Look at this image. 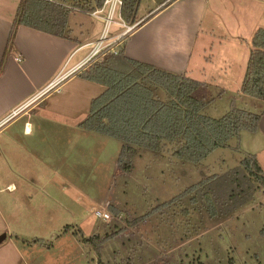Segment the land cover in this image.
<instances>
[{"label":"rangeland","instance_id":"1","mask_svg":"<svg viewBox=\"0 0 264 264\" xmlns=\"http://www.w3.org/2000/svg\"><path fill=\"white\" fill-rule=\"evenodd\" d=\"M150 1L142 0V8ZM0 2L12 9L10 0ZM114 20L119 21L118 14ZM69 29L81 43L97 41L105 35V22L73 12ZM119 31L113 24L109 37ZM217 46L208 51L215 54L213 68L206 67L215 79L194 93L211 101L202 114L220 119L233 102L239 109L261 113L264 101L240 93L243 78L234 79L236 65L228 69V77L221 76L225 64ZM64 82L15 123L22 144L15 165L18 190L0 192V264H264V189L258 188L251 203L226 217L210 218L191 204V197L157 209L204 178L237 167L246 155L241 139H232L200 165L178 161L171 153L139 150L126 173L118 165L122 143L81 127L105 87L79 80L85 87L73 97L74 91L65 95ZM26 121L34 127L32 135L26 133ZM97 211L110 218L98 217ZM82 240L107 241L98 256Z\"/></svg>","mask_w":264,"mask_h":264},{"label":"trees","instance_id":"2","mask_svg":"<svg viewBox=\"0 0 264 264\" xmlns=\"http://www.w3.org/2000/svg\"><path fill=\"white\" fill-rule=\"evenodd\" d=\"M106 0H21L8 38L6 58L15 50L20 27H28L54 37L72 40L69 18L73 12L92 13ZM141 0H123L122 17L127 24L137 21ZM0 66V76L5 60ZM79 76L105 87L91 103L81 127L86 131L116 139L122 143L120 169L129 173L139 150L159 155L171 153L184 163L202 164L214 151L225 149L243 132L259 130L261 113L239 109L233 102L220 119L203 115L211 101L197 99L202 87L197 81L125 56L123 47L107 53L85 67ZM241 93L264 101V29L251 42V53ZM240 147L236 148L239 151ZM258 188L264 189V170L258 158L246 154L240 164L223 175L204 178L157 209L168 208L191 197L210 218L226 217L254 200ZM157 209L141 217L145 221ZM140 221V222H141ZM107 240H84L100 256Z\"/></svg>","mask_w":264,"mask_h":264},{"label":"crops","instance_id":"3","mask_svg":"<svg viewBox=\"0 0 264 264\" xmlns=\"http://www.w3.org/2000/svg\"><path fill=\"white\" fill-rule=\"evenodd\" d=\"M20 2L10 0L13 10H6L5 4L0 2V66L6 58L8 38ZM135 24H138L135 30L127 34L118 47H123L128 58L187 77L192 74L190 79L209 85L215 77L206 67L213 68L216 58L215 54L209 56L208 51L212 53L218 45L221 52L218 57L226 66L221 76L228 77V69L236 65L239 71L234 79L239 81L241 76L243 80L245 77L250 42L259 29H264V0H151L143 8L141 0L137 21L130 25ZM118 29L120 31L113 36L125 31L123 27ZM99 40L81 43L74 38L67 40L28 27L19 28L15 50L7 56L0 76V180L7 181V184L3 182L4 186L0 184V192L13 194L18 190L15 178L19 173L15 165L22 144L16 135L19 132L16 121L32 113V107L47 95L39 94L59 74L87 60L92 50L87 53L86 50ZM74 61L67 70L68 63ZM79 80L86 81L78 73L64 82L63 88L68 85L65 95L73 91V97L78 95L79 88L85 87ZM241 86L242 83L240 93ZM30 100L34 101L20 109ZM18 109L17 114H13ZM261 114L258 132L243 133L240 145L244 153L257 156L264 170V158H261L264 157V109ZM24 127L26 133L33 134L30 121H26ZM22 264H30V261Z\"/></svg>","mask_w":264,"mask_h":264},{"label":"built area","instance_id":"4","mask_svg":"<svg viewBox=\"0 0 264 264\" xmlns=\"http://www.w3.org/2000/svg\"><path fill=\"white\" fill-rule=\"evenodd\" d=\"M170 1V0H169ZM122 7H123V0H106L104 6L101 9H98L92 13H89L92 17L101 19L105 22V35L100 38V40L93 45V49L87 58L83 63H81L79 66L72 68L68 71H63L61 74H59L55 80H53L39 95L46 94L54 89H56L61 83L72 77L73 75H76L80 73L87 65H90L95 58L100 57L102 55H105L107 53H117V49L119 45L122 42V39L129 33H131L138 24L130 25L125 22V20L122 17ZM107 13V17H100L103 13ZM118 14L119 21H115L114 18ZM115 24L118 27L125 28V31L121 34H118L116 36L109 37V30L112 27V25ZM34 100H30L28 104L22 106L20 109L26 107L27 105L31 104ZM14 111L13 114H17V112L20 110ZM96 215L98 217L109 219L110 215L106 212H100L97 211Z\"/></svg>","mask_w":264,"mask_h":264}]
</instances>
